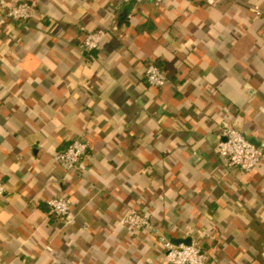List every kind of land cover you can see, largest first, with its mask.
Segmentation results:
<instances>
[{
	"label": "crops",
	"instance_id": "crops-1",
	"mask_svg": "<svg viewBox=\"0 0 264 264\" xmlns=\"http://www.w3.org/2000/svg\"><path fill=\"white\" fill-rule=\"evenodd\" d=\"M36 7L28 20L7 10ZM264 0H0V264H264V162L218 153L224 122L264 142ZM108 31L85 52L88 32ZM153 61L167 74L149 84ZM89 144L75 170L56 159ZM70 196L67 219L53 215ZM132 208L151 224L122 222Z\"/></svg>",
	"mask_w": 264,
	"mask_h": 264
},
{
	"label": "built area",
	"instance_id": "built-area-1",
	"mask_svg": "<svg viewBox=\"0 0 264 264\" xmlns=\"http://www.w3.org/2000/svg\"><path fill=\"white\" fill-rule=\"evenodd\" d=\"M136 2L152 1L157 4L166 0H128ZM209 5H215L219 0H205ZM256 10L263 12L260 8ZM36 13V7L29 1L20 2L7 10V16L13 20H28ZM108 36V31L98 29L88 32L80 46L85 52H93L98 49ZM146 78L153 87H161L166 84L168 77L166 72L155 62L150 61L146 65ZM89 144L85 141L74 139L66 148L55 155V159L67 170H75L88 153ZM218 153L229 166H237L246 172L254 170L264 162V147L253 144L244 132L235 126L224 122L221 128V138L218 142ZM6 193L5 184L0 179V197ZM50 211L60 219H67L71 212L73 201L70 196L56 195L48 200ZM122 222L134 231H141L151 224V216L148 212L138 208H132L122 218ZM166 260L170 264H207L209 254L204 250L198 240H192L190 244H173L164 242Z\"/></svg>",
	"mask_w": 264,
	"mask_h": 264
},
{
	"label": "water",
	"instance_id": "water-1",
	"mask_svg": "<svg viewBox=\"0 0 264 264\" xmlns=\"http://www.w3.org/2000/svg\"><path fill=\"white\" fill-rule=\"evenodd\" d=\"M244 135L255 145L257 146H261V147H264V142H262L260 145L257 144L256 142H254V140H252L251 138H249L245 133ZM167 240L171 241L173 244L175 245H179L181 243H185V244H190L191 243V238L188 237V238H172L171 236H167Z\"/></svg>",
	"mask_w": 264,
	"mask_h": 264
},
{
	"label": "trees",
	"instance_id": "trees-1",
	"mask_svg": "<svg viewBox=\"0 0 264 264\" xmlns=\"http://www.w3.org/2000/svg\"><path fill=\"white\" fill-rule=\"evenodd\" d=\"M256 12H258V14H261V15H262V13H261V12H259L258 10H256Z\"/></svg>",
	"mask_w": 264,
	"mask_h": 264
}]
</instances>
